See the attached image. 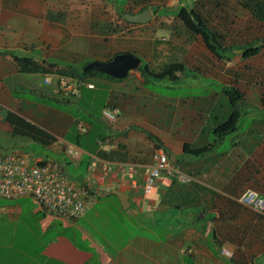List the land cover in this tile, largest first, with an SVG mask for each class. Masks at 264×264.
Returning <instances> with one entry per match:
<instances>
[{
	"label": "crops",
	"instance_id": "1",
	"mask_svg": "<svg viewBox=\"0 0 264 264\" xmlns=\"http://www.w3.org/2000/svg\"><path fill=\"white\" fill-rule=\"evenodd\" d=\"M143 1L0 0L1 119L14 132L31 137L23 145L31 141L47 145L61 160L66 159L64 164H86L91 174L82 182L75 181L90 190V204L76 220L56 219L31 197H22L31 200L33 206L27 213L39 225L29 236L38 249L22 264H264V217L237 201L248 188L264 195V118L254 119L252 127L242 133L244 111L238 108L236 127L227 134L232 138L230 148L216 153L227 135L217 136L212 143L211 134L232 117L235 107L227 94L221 98L208 88L201 95L193 86H184L183 80L188 68L211 77L210 67L204 69L211 52L203 41L182 44L177 40L175 27L186 28L172 11L179 5L158 7L159 0ZM148 1L154 3L149 22L132 23L120 16L122 10L140 13ZM161 32L169 37H161ZM118 52L143 55L154 71L163 69L164 57L172 54L177 59L179 53V60L173 62L183 63L184 70L177 71L175 79L146 77L137 68L123 79L93 75L80 81L59 72L78 70V61H108ZM14 55L30 57L49 71H21ZM193 60L201 61L203 69L191 68L188 61ZM27 76L35 80L33 89ZM48 76L53 77L51 83L44 80ZM150 77L166 90L148 87ZM68 78L79 86L75 103L84 101L95 108L96 100L104 98L101 113L91 116L100 128L83 117L75 118L79 108L74 104L54 106L45 101L52 94L67 93L63 87ZM19 88L37 97L18 95ZM238 90L244 96L241 103L258 104L257 89ZM107 107L119 111L113 122L102 119ZM81 120L91 129V135L83 138V148L76 144L78 136L85 135L77 128ZM101 140H108L111 148L103 149ZM67 144L77 148V158L67 151ZM185 144L208 148L196 155L186 152ZM159 147L194 181L180 183L163 173L154 191L146 194L145 179ZM17 153L44 160L41 156L32 159L22 150ZM63 163L58 164L65 167ZM106 163L117 165L107 173ZM115 189L129 195L126 209L111 193ZM0 208L10 218L23 211L17 204ZM223 246L232 249V257L221 253Z\"/></svg>",
	"mask_w": 264,
	"mask_h": 264
},
{
	"label": "rangeland",
	"instance_id": "2",
	"mask_svg": "<svg viewBox=\"0 0 264 264\" xmlns=\"http://www.w3.org/2000/svg\"><path fill=\"white\" fill-rule=\"evenodd\" d=\"M125 1L126 0H118V2ZM188 2L191 3L193 7L201 9V11L207 15L211 27L223 33L226 44L240 46L257 40L264 43V23L257 21L252 16L250 11L243 5V0H189ZM167 4L169 7H172V5H185L186 3L184 0H159L156 5L159 7ZM118 6L122 7L123 5ZM151 6V8H153L154 3H151ZM175 29L178 32L177 40H180L182 44H184V42L193 43L191 40L202 43L200 37L197 38V36L187 31L186 28L176 26ZM159 35L161 37H169L165 32H161ZM163 44L168 45V42L165 41ZM195 46L197 47L198 43H195ZM238 50L241 49H235V55L231 60L218 59L212 53L210 56L205 57L204 69H206V65L210 67L211 77L204 76L201 73H195L188 68L185 70L186 77L183 80L185 81L184 86H193L195 93L201 92L202 95L206 92L205 89L211 88L215 89L221 98L225 95L223 93L224 86H232L244 90L251 89V91L257 89L259 93L254 96L259 98L257 101L258 104H252L250 100H246L239 106V109L244 111L242 127L240 129L242 133H245V131L252 127L254 119L264 118V46L259 55L251 58H243L241 55L242 52ZM179 56L178 53V58ZM140 57L143 59L142 62L145 63V57L143 55ZM178 58L176 59V56L172 54L164 57V61L161 63L162 68L170 62L179 60ZM188 64L191 68L196 67L197 69H203V63L201 61H188ZM83 65L82 63L80 64V61L75 64L78 70H81ZM27 78L32 82L30 87L33 89L32 86L35 85H33V82H35L34 78L32 76H27ZM52 78L51 76L48 77L46 83H51ZM41 79L43 78L41 77ZM97 84L98 90H100L102 86L98 82ZM43 85L44 88L49 87L47 84L43 83ZM147 86L159 92L166 90L163 84H159V82L152 77L148 79ZM186 90H188V88H186ZM16 94L34 99L37 97L21 88L18 89V93ZM74 99L75 97L73 100ZM80 104H84V101ZM103 104L104 98L99 97L96 100V107L92 109V112L100 114ZM81 107L84 108L85 106L82 105ZM84 114H86V112H84L83 109L79 110L80 117H83ZM72 133H77L75 127L72 129ZM30 138L31 137L25 136L24 134L14 132L9 122L0 118V153H15L16 151L21 152L22 150L24 154H27L32 159L41 156L42 159L48 162H57L61 164L66 161L64 158L61 160L54 148L43 145L42 143L31 141L26 145L22 144V142L31 140ZM68 138H71V136ZM216 138L217 135L212 133L210 142L214 143ZM231 139V136L227 135L223 143L216 148V153L230 148ZM64 166L68 177L74 181L78 180L82 182L83 180L80 179H88V176L91 175L89 174V169H87L86 164L82 163L80 166H75V164L71 162L64 164ZM178 181L183 183L181 180ZM113 197L116 199V196ZM1 204L21 205L23 211L19 217L10 218L8 214L2 213L5 209L0 208V211H2L0 212V264L25 263L28 261V255L34 254L38 249L34 244V238L29 237L32 230H39L38 221L35 217L27 213V210L33 206L31 200L26 198L14 200L1 199L0 205Z\"/></svg>",
	"mask_w": 264,
	"mask_h": 264
},
{
	"label": "built area",
	"instance_id": "3",
	"mask_svg": "<svg viewBox=\"0 0 264 264\" xmlns=\"http://www.w3.org/2000/svg\"><path fill=\"white\" fill-rule=\"evenodd\" d=\"M50 77V76H48ZM48 77L45 81H48ZM64 91L75 94L77 84L72 79H64ZM89 87H94L89 84ZM119 111L114 108L103 110L104 118L112 122L118 116ZM0 118L2 113L0 112ZM80 133H85L89 125L84 121L77 122ZM103 149H110L108 140H101ZM67 151L78 157V150L73 144H67ZM117 164L106 163L105 172H111ZM126 170L125 166H120ZM177 177L184 183L194 181V177L179 170L170 160L164 148L159 147L153 153V163L145 179L144 192L151 194L156 186L158 178L162 174ZM31 197L37 206L46 214L61 221L76 220L83 215L90 204V190L87 186H80L68 177L62 165L44 160H31L21 153H0V199H16L20 197ZM237 201L250 208L258 215L264 217V195L257 190L248 188ZM221 253L232 257L234 252L229 247H221Z\"/></svg>",
	"mask_w": 264,
	"mask_h": 264
},
{
	"label": "trees",
	"instance_id": "4",
	"mask_svg": "<svg viewBox=\"0 0 264 264\" xmlns=\"http://www.w3.org/2000/svg\"><path fill=\"white\" fill-rule=\"evenodd\" d=\"M145 1V0H144ZM143 1V2H144ZM133 2H141L142 0H133ZM243 5L250 11L252 16L259 22L264 23V0H243ZM151 3L149 1L141 7V9L138 12L144 11L145 9H150ZM174 12V10H172ZM125 12H131L129 10L124 11L122 10L120 12V16H123ZM175 13L177 17L182 21V23L186 26L187 30L192 33L193 35L200 37L202 41L204 42L205 46L209 49V51L215 55L218 59H223V60H231L232 57L235 55V49H241L242 50V57L243 58H251L254 56L259 55L262 50L264 43L260 41H251L247 44L243 45H231V44H226L225 43V37L221 31L218 29H215L211 27L209 18L207 15L201 11V9L195 8L191 5V3H187L185 5H179L177 9H175ZM126 20L125 18H123ZM127 21V20H126ZM119 53V52H118ZM115 53L113 56H111L108 61L111 60L116 54ZM14 59L16 62L20 65L21 71L24 72H48L49 69L48 67L45 68L43 66H40L34 59H31L30 57H21L19 55H14ZM89 62H86L83 65V68L81 70H71L69 69L59 71L61 73H66V74H71L73 75L72 77L76 78L77 80H86L89 76L93 75H102L110 79H116L113 78L99 70L95 69H88L85 70L84 67L88 64ZM165 67V68H164ZM161 71H154L151 70L149 65L147 63H141L139 66V70L145 75V76H152L157 79H164L166 77L175 79L177 76L175 73L177 71H183L184 70V64L181 62H170L164 66ZM73 81V80H72ZM79 87V86H78ZM60 92V91H59ZM61 93H55L52 94L51 96L48 97L45 101L52 104V105H60V104H74L76 107L79 108V110L83 109L86 114H84L83 119L86 120L91 126L100 128V122H95L94 120L91 119V116H97L95 112H92V109L94 107L89 106L88 104H82L85 107L82 108L81 104H77L73 101V98L76 97L77 93L73 94L72 92L68 91L67 93L62 92ZM223 93L227 94L231 101L232 104L235 107V111L230 117L228 121L225 123H222L218 128L216 129V135L218 138H222L225 135L229 134L232 132L235 127H236V121L238 118V108L241 104V101H243V94L237 89L232 86H224ZM61 94V95H60ZM110 108V107H107ZM104 110V109H103ZM103 110H102V119L104 118L103 115ZM77 112V111H74ZM74 117H80L78 115L74 114ZM82 118V117H81ZM91 135V129L87 133L80 134L76 140V144L81 146L82 148L85 147V140H83L84 137H89ZM186 152L191 153V154H202L204 153L208 147H193L190 144H185L184 146ZM22 198V197H20ZM5 199V198H1ZM0 199V200H1ZM19 199V198H16ZM6 200H14V199H6ZM6 203V202H4ZM8 204H1L0 206H4Z\"/></svg>",
	"mask_w": 264,
	"mask_h": 264
},
{
	"label": "water",
	"instance_id": "5",
	"mask_svg": "<svg viewBox=\"0 0 264 264\" xmlns=\"http://www.w3.org/2000/svg\"><path fill=\"white\" fill-rule=\"evenodd\" d=\"M123 17L132 23H147L152 19V12L150 9H145L140 13H124ZM241 51L242 50H238ZM141 58L139 56H135L129 52H122L116 54L109 61H92L89 62L84 69H95L99 70L113 78L123 79L126 78L130 71L139 68L141 65ZM111 193L116 194L123 206V208H127L130 204L129 195L123 191L118 189L112 190Z\"/></svg>",
	"mask_w": 264,
	"mask_h": 264
},
{
	"label": "clouds",
	"instance_id": "6",
	"mask_svg": "<svg viewBox=\"0 0 264 264\" xmlns=\"http://www.w3.org/2000/svg\"><path fill=\"white\" fill-rule=\"evenodd\" d=\"M117 117H118V116H117ZM104 119H105V118H104ZM116 119H117V118H116ZM116 119H115V120H116ZM105 120H106V119H105ZM115 120H114V121H115ZM81 121H84V120H81ZM106 121H107V120H106ZM85 122H86V121H85ZM107 122H109V121H107ZM112 122H113V121H112ZM86 123H87V122H86ZM87 124H88V123H87ZM88 125H89V124H88ZM89 129H90V126H89ZM89 129H88V131H89ZM88 131H87V132H88ZM85 133H86V132H85Z\"/></svg>",
	"mask_w": 264,
	"mask_h": 264
}]
</instances>
